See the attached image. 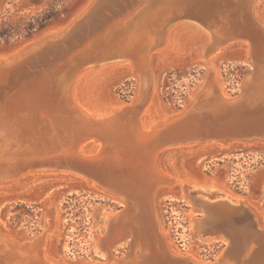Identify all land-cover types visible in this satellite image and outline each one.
Returning a JSON list of instances; mask_svg holds the SVG:
<instances>
[{
	"label": "rangeland",
	"instance_id": "obj_1",
	"mask_svg": "<svg viewBox=\"0 0 264 264\" xmlns=\"http://www.w3.org/2000/svg\"><path fill=\"white\" fill-rule=\"evenodd\" d=\"M88 1L0 0V49L12 52L10 55L0 54V58L5 59L24 44L37 42L62 30L85 8ZM126 1L102 0L90 13L89 19L72 32L71 37L79 35L76 43L80 44L93 26L96 28L104 23L112 10ZM252 1L253 16L264 24V0ZM71 37L68 38L69 46L64 49L62 43L50 48L46 55L40 53L31 57L32 62L28 67L4 86L3 94L18 90L22 83L29 84L35 77L51 72L57 66L62 68V53L73 47ZM10 39L12 42L8 43ZM207 40L206 32L192 22L182 20L169 28L168 42L149 53L153 92L139 115L143 124L167 115L168 111H160L162 108L173 110L185 102L186 105L208 68L214 71L222 92L229 96L240 92L241 84L251 70L243 60L246 44L240 40L228 41L208 58H202L201 46ZM128 66L129 62L124 60L81 69L71 87L75 104L83 110L94 112L96 106L107 109L114 104L131 103L138 90L137 75L133 67ZM95 145L97 142H94V138L84 140L79 151L90 154ZM155 164L170 178H180L192 187H211L226 198L238 201L254 214L259 223H264V141L167 147L157 152ZM201 178L212 179L214 183H195V179ZM200 196L203 197L201 194L197 197ZM113 202L110 196L76 173L30 169L0 181V229L6 233L7 237L4 238H11L12 233L32 237L42 230L44 214L49 220L48 214L54 207L55 230L47 234L40 248L41 258L44 261L59 258L68 263L98 258L96 244L105 231L104 215ZM153 204L163 237L171 250L181 246L194 259L213 256L218 244L205 243L195 235L193 221L196 216L189 200L182 196L178 182L157 186L153 193Z\"/></svg>",
	"mask_w": 264,
	"mask_h": 264
},
{
	"label": "bare ground",
	"instance_id": "obj_2",
	"mask_svg": "<svg viewBox=\"0 0 264 264\" xmlns=\"http://www.w3.org/2000/svg\"><path fill=\"white\" fill-rule=\"evenodd\" d=\"M96 1L89 0L85 8L62 30L30 43L29 47L23 46L5 59L0 58V91L14 79L13 76L21 74L28 67L32 62L30 57L32 53L40 50L43 55H46L50 48L58 43L64 44L63 49L69 46L68 35L73 27L71 23L76 20L74 25L76 27L81 20L85 22L89 19V12ZM132 1L123 3L124 9L128 10L124 21L120 20L122 17H119V22L117 16L114 19L111 18V15H114L113 12L100 26L96 28L93 26V30L80 44L76 43L79 35L75 38L71 35L73 47L67 48L62 53L63 56L60 55L63 57L62 68L57 66L51 72L35 77L30 84L22 83L18 94L0 107V181L30 169L70 172L63 164L47 161L44 158L73 151L84 157L105 155L135 178L147 180L145 182L147 187L151 185L152 180L168 178L181 186L188 187L185 191L187 195L191 192L197 196L203 195L199 198L208 205L218 203L226 207L237 205L238 201L226 198L223 193L211 187L203 185L192 187L180 178H170L161 172L155 164V156L162 145L163 130L172 119L168 120L170 115H164L161 119L143 124L139 117L145 108L141 109L140 102L146 100L147 105L153 92L149 53L168 42L169 28L179 21L186 20L206 32L208 40L201 46V57L208 58L224 43L236 40L224 39L227 35L226 16L221 15L220 19L215 20H202L206 25L204 27L203 24L190 20L188 17L191 14L183 12L185 2L194 0H135L131 5ZM250 1L252 0H235L238 5H247ZM253 17L256 19V16ZM257 22L264 29L263 22L258 20ZM245 47L244 57L247 59L249 49L247 44ZM124 60L129 62L128 67H133L137 75L138 90L131 105L114 104L107 109L96 106L94 112H88L75 104L71 87L74 77L81 69ZM205 63L207 64L206 61ZM241 85L242 94L245 96L260 95V92L264 93V74L257 71L252 77L245 78ZM47 88V95L41 98L39 95ZM232 98L222 92L214 71L208 68L203 81L184 108L212 107L220 102L233 100ZM89 137H95L97 145L90 154H82L79 151V145L78 147L76 145ZM195 180L197 184L214 183L208 178ZM86 182L89 183L87 179ZM53 209L48 214L49 220L46 219L45 214L42 219L44 237L41 246L47 234L55 230L56 211ZM158 226L163 235L159 223ZM13 235L12 233L11 238H4L7 237L6 233L0 229V252L8 246L20 249L24 243H28V241L19 243L13 239ZM23 255V251H16L15 261L21 260Z\"/></svg>",
	"mask_w": 264,
	"mask_h": 264
},
{
	"label": "water",
	"instance_id": "obj_3",
	"mask_svg": "<svg viewBox=\"0 0 264 264\" xmlns=\"http://www.w3.org/2000/svg\"><path fill=\"white\" fill-rule=\"evenodd\" d=\"M101 1L97 0L89 13ZM251 6L252 1L247 5H238L235 0H194L186 1L183 5V12L191 14L188 18L204 27L206 25L202 20L209 21L220 19L221 15L226 16L227 35L224 39H236L248 45L249 54L243 60L251 70L245 78L252 77L257 71L264 74V29L252 16ZM127 11L123 4L112 10L114 15H110L113 19L117 16L118 22L124 21ZM119 17L122 18L119 20ZM81 21L78 25L84 23ZM75 24L76 20L71 23L73 27L68 38L77 30L78 25L75 27ZM60 44L62 43L53 47ZM23 46L26 48L31 44ZM11 53L0 49V54ZM40 53L42 52L39 50L30 57ZM4 89L3 86L0 91V107L20 91L19 88L7 95L6 92L3 94ZM47 91L48 88L39 96L44 98ZM242 91L243 88L237 95L232 96L233 100L220 102L212 107L184 108L185 102L173 110L160 109L162 112L168 111V120H172L163 130L159 150L185 144L214 142L226 145L264 141V93L247 97ZM146 103V100L140 102L141 109ZM87 139L90 137L84 140ZM96 140L94 137V142ZM83 141H79L76 147ZM44 160L63 164L70 172L84 177L114 200L104 215L105 231L96 244L99 257L70 263L59 258L44 261L39 255L44 237L42 228L32 237L15 233L13 239L19 243H28H24L20 249L15 246L6 247L0 252V264H264V223H259L254 214L240 203L228 207L219 203L208 205L194 192L185 194L188 187L180 185L182 196L189 200L192 212L198 219L193 222L195 235L205 243L209 241L218 244L213 256L194 259L181 246L177 250H171L159 230L153 193L159 185L175 183L173 179L161 177L152 180L149 188L145 186L147 180L135 178L125 168L118 167L101 154L84 157L71 151L49 155ZM18 250L23 251L24 255L16 262L15 252Z\"/></svg>",
	"mask_w": 264,
	"mask_h": 264
}]
</instances>
